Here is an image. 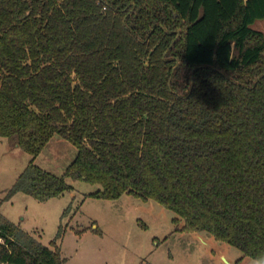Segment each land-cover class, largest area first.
I'll return each mask as SVG.
<instances>
[{
	"label": "trees",
	"instance_id": "16d2710c",
	"mask_svg": "<svg viewBox=\"0 0 264 264\" xmlns=\"http://www.w3.org/2000/svg\"><path fill=\"white\" fill-rule=\"evenodd\" d=\"M257 19L264 0H0V136L32 156L0 206L82 179L264 264ZM55 134L77 148L60 176L33 161ZM62 232L47 246L0 212V264H65Z\"/></svg>",
	"mask_w": 264,
	"mask_h": 264
},
{
	"label": "rangeland",
	"instance_id": "374dc122",
	"mask_svg": "<svg viewBox=\"0 0 264 264\" xmlns=\"http://www.w3.org/2000/svg\"><path fill=\"white\" fill-rule=\"evenodd\" d=\"M251 26L264 33V19ZM76 152L74 144L55 134L33 161L60 176ZM31 159L0 136V197ZM66 180L73 188L59 196L39 201L17 192L0 206L3 215L47 246L63 226L56 242L65 264H258L207 232L182 229L183 220L153 199L129 193L94 197L89 194L101 190L100 184Z\"/></svg>",
	"mask_w": 264,
	"mask_h": 264
},
{
	"label": "water",
	"instance_id": "95a60500",
	"mask_svg": "<svg viewBox=\"0 0 264 264\" xmlns=\"http://www.w3.org/2000/svg\"><path fill=\"white\" fill-rule=\"evenodd\" d=\"M178 64V62L176 63V65Z\"/></svg>",
	"mask_w": 264,
	"mask_h": 264
},
{
	"label": "crops",
	"instance_id": "0c3cea01",
	"mask_svg": "<svg viewBox=\"0 0 264 264\" xmlns=\"http://www.w3.org/2000/svg\"><path fill=\"white\" fill-rule=\"evenodd\" d=\"M222 257H223V255H222Z\"/></svg>",
	"mask_w": 264,
	"mask_h": 264
}]
</instances>
